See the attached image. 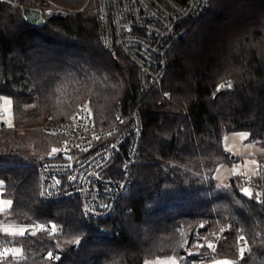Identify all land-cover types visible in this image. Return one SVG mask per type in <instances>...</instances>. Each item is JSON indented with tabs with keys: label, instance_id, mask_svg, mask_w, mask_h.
<instances>
[{
	"label": "trees",
	"instance_id": "trees-1",
	"mask_svg": "<svg viewBox=\"0 0 264 264\" xmlns=\"http://www.w3.org/2000/svg\"><path fill=\"white\" fill-rule=\"evenodd\" d=\"M17 1H0V98L11 100L13 116L12 127L0 126V189L12 201L5 221L35 233L0 232L4 246L22 250L7 251L3 264H264V193L247 197L232 179L228 186L212 178L218 164L233 162L224 134L244 130L264 147V0H215L177 45L161 86L142 100L136 70L104 53L98 0ZM24 7L42 12L41 27L24 20ZM80 101L100 125L112 124L118 101L141 103L139 157L114 221L38 195L37 167L54 141L40 126L67 120ZM251 182L264 186V155Z\"/></svg>",
	"mask_w": 264,
	"mask_h": 264
},
{
	"label": "built area",
	"instance_id": "built-area-1",
	"mask_svg": "<svg viewBox=\"0 0 264 264\" xmlns=\"http://www.w3.org/2000/svg\"><path fill=\"white\" fill-rule=\"evenodd\" d=\"M214 1L98 0L104 53L124 58L136 70L140 100L161 86L177 45L192 24L211 10ZM40 127L54 141L47 160L37 167L39 198L46 203L74 200L87 218L114 221L139 157L143 131L140 101L130 107L118 101L109 125H100L90 104L80 101L67 120L45 122ZM230 181L222 184L239 186L237 180ZM259 187L264 193V186ZM44 229L51 231L50 226ZM102 231L111 234L113 229L103 227ZM214 243L210 239L208 245ZM200 246L201 242L194 249ZM244 246L239 239L238 250ZM6 251L0 242V264L7 258Z\"/></svg>",
	"mask_w": 264,
	"mask_h": 264
},
{
	"label": "rangeland",
	"instance_id": "rangeland-1",
	"mask_svg": "<svg viewBox=\"0 0 264 264\" xmlns=\"http://www.w3.org/2000/svg\"><path fill=\"white\" fill-rule=\"evenodd\" d=\"M8 101H10V103H8ZM0 126L7 128L13 126L11 100L8 97L0 98ZM222 146L226 153L230 155V158L233 156L236 159L231 158L233 162L230 164H218L213 170L212 178L220 184H222L224 180L242 179L244 183L239 182V190L243 195L250 197L244 193V188L249 189L252 195H260L262 192L261 187H257L251 181L260 173V156L264 155V147L250 140L248 132L244 130L224 134L222 137ZM26 147L29 152L33 153V155L35 154L36 147L32 141L26 143ZM5 199L7 198L1 196L0 189V201ZM4 207L5 210L0 211V232L7 235H20V231L25 230L24 226L6 222L4 216L9 214L10 207ZM5 229H8V231H5ZM5 249L10 253L13 249L19 248L16 246L12 248L5 246ZM173 261H175V264H178L176 260L171 259L164 261L156 260L152 261L151 264H172ZM218 261L221 262V264L224 261L231 262L229 259H218L206 264H217Z\"/></svg>",
	"mask_w": 264,
	"mask_h": 264
},
{
	"label": "water",
	"instance_id": "water-1",
	"mask_svg": "<svg viewBox=\"0 0 264 264\" xmlns=\"http://www.w3.org/2000/svg\"><path fill=\"white\" fill-rule=\"evenodd\" d=\"M0 1L8 2L14 6L18 5L17 0H0ZM22 16L28 24L35 26V27H41L44 23V16H43L42 12L36 8L24 7L22 9ZM219 92H217L213 98H215L219 94ZM231 158L234 159L235 157L232 156ZM259 200L260 199L258 198V201ZM24 233H25L24 236H31L35 233V229L34 228H26L24 230ZM188 239H189V233L187 232L185 235V239H184L183 244H185L188 241Z\"/></svg>",
	"mask_w": 264,
	"mask_h": 264
},
{
	"label": "snow or ice",
	"instance_id": "snow-or-ice-1",
	"mask_svg": "<svg viewBox=\"0 0 264 264\" xmlns=\"http://www.w3.org/2000/svg\"><path fill=\"white\" fill-rule=\"evenodd\" d=\"M221 87H223V85H221ZM8 103H10V101H8ZM3 185V181H0V186H2ZM243 191H244V193L246 194V195H248V196H252V193L249 191V189H247V188H244L243 189ZM259 195V194H258ZM11 204H12V201L11 200H7V199H5V200H2V201H0V211H4L5 210V207L4 206H11ZM53 230H55V226H53ZM5 231H8V229H5ZM20 235H24L25 233H24V231H20V233H19ZM241 239H243L242 237H241ZM78 242V241H77ZM210 248H213V250H214V247H213V245L212 244H209L208 245ZM245 251H246V249H244V248H241L240 249V256H241V258H243V256H244V253H245ZM8 253H7V251L4 253V255H7ZM12 254H13V256H15V257H20V256H22V250L21 249H13L12 250ZM49 258L51 259V258H54V257H52V254L51 253H49ZM17 264H19V262L17 261ZM145 264H151V262H149V261H146L145 262ZM172 264H175V261H173L172 262ZM217 264H221V262H217ZM222 264H231V262H229V261H224V262H222Z\"/></svg>",
	"mask_w": 264,
	"mask_h": 264
}]
</instances>
